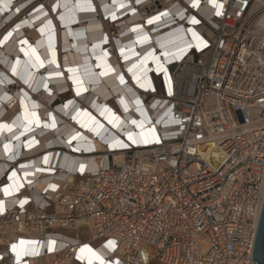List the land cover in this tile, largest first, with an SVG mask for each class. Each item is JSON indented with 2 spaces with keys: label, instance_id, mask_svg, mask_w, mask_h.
<instances>
[{
  "label": "built area",
  "instance_id": "built-area-1",
  "mask_svg": "<svg viewBox=\"0 0 264 264\" xmlns=\"http://www.w3.org/2000/svg\"><path fill=\"white\" fill-rule=\"evenodd\" d=\"M164 1L150 0L141 10L152 18L172 10V26L202 31L182 61L167 64L168 79L151 71L149 86L140 88L141 106L151 121L159 119L143 136L152 142L118 133L127 147H113L99 138L102 148L84 154L104 162L77 167L55 198L43 189L41 198L3 202L0 264L18 263L12 246L28 236L44 246L35 257L41 259L23 256V264L83 263L79 251L88 240L114 241L111 255L119 264H260L253 250L264 202V34L252 17L264 0H215L210 20L188 0ZM30 157L9 159L0 184ZM26 185L22 193L35 188ZM60 234L65 245L55 247L51 240ZM71 234L80 238L67 240Z\"/></svg>",
  "mask_w": 264,
  "mask_h": 264
},
{
  "label": "bare ground",
  "instance_id": "bare-ground-1",
  "mask_svg": "<svg viewBox=\"0 0 264 264\" xmlns=\"http://www.w3.org/2000/svg\"><path fill=\"white\" fill-rule=\"evenodd\" d=\"M49 1L54 5L52 10L62 13L60 32L53 22L51 8L42 0L38 3L37 0H0V124L8 126L0 128V178L11 166L9 159L31 156L14 165L5 186L0 184L2 203L12 204L26 196L41 198L43 189L55 198L67 182L75 179L77 167L81 170L83 165L86 170L94 162L99 165L104 162V156L84 154L102 148L99 138L110 141L113 147L116 141L128 144L118 133L127 139L131 133L134 139L142 140L159 119L151 121L152 114L141 106L140 88L149 86L146 80L151 77V71H164L168 79L171 72L167 64L182 61L190 48L188 44L199 43L201 38L199 26H181V23L172 26V10L163 9V16L154 20L148 9L141 10L150 0ZM188 1L210 20L215 0ZM30 11L24 18L23 14ZM178 15L193 23L192 16L185 17L182 11ZM101 19L106 27L104 32ZM149 20L153 23L149 24ZM114 24L120 30L118 34L112 32ZM252 25L264 34V7L253 10ZM9 32L12 35L5 40ZM61 50L65 55H61ZM14 84L18 87L11 88ZM69 94L71 98L55 105L59 98ZM114 117L119 120L115 121ZM152 140L158 139L153 136ZM55 145L60 147L48 149ZM27 182L35 188L22 193L23 186L28 188ZM58 237L64 238L60 234L51 241L55 247L64 246ZM73 237L76 235L66 239L74 241ZM33 238L28 236L21 246L16 245L14 260H19L13 264H23L26 260H20L23 256L33 263L41 259L35 257L44 243H35ZM88 241L82 242L80 264L89 261L100 264L92 252L105 264H115L111 244Z\"/></svg>",
  "mask_w": 264,
  "mask_h": 264
},
{
  "label": "snow or ice",
  "instance_id": "snow-or-ice-1",
  "mask_svg": "<svg viewBox=\"0 0 264 264\" xmlns=\"http://www.w3.org/2000/svg\"><path fill=\"white\" fill-rule=\"evenodd\" d=\"M7 6H8V5H5V7H7ZM121 6L123 7V5H121ZM193 6H195V4H194ZM16 11H19V8H17ZM217 14H219V13H217ZM164 15H167V13H164ZM114 18H115V17H114ZM153 19H154V20H158L159 17H155V18H153ZM192 22H193V23H199V21L196 20L195 17H193ZM50 23H51V21H49V24H50ZM148 23H149V24L153 23V20H149ZM16 27L18 28L19 25H17ZM11 35H12V33L9 32L8 35L4 37V39L6 40V39L8 38V36H11ZM193 36H194L195 38H199L198 35H197L196 33H193ZM0 42H2V41H0ZM206 43H207V42L205 41L204 44L206 45ZM33 51H34V50H33ZM37 59H38V58H37ZM17 63H19V61H17ZM41 66H42V65H41ZM13 71L15 72V68L13 69ZM120 80H121V82H123V77H122V76L120 77ZM142 86H143V85H142ZM170 88H171V85H170ZM109 111H110V110H109ZM114 120H115V121H118V120H119V117H114ZM109 122L112 123L113 120H110ZM133 123L135 124L136 121H133ZM52 126H53V127L55 126L54 123H53ZM7 127H8L7 125L0 124V128H7ZM8 130L11 131L10 128H9ZM153 135H154V131H153ZM128 139L131 140L133 143H138V142H140V143H145V144H147V143L152 142V141H151L150 139H148V138H144V139H142V140L134 139L131 133H129V135H128ZM114 146H118V147H127V145H125L122 141H116ZM5 148L7 149V148H8V145H5ZM83 167H84V166L81 165V171H83ZM13 175H15V173H13ZM51 187L55 188L56 186H55V185H52ZM4 191L7 193V192H8V189H4ZM0 208H2V202H0ZM114 243H115L114 241H109V244H114ZM83 250H84V249H81V251H83ZM12 251H13V252L16 251V245H13V246H12ZM88 251L91 252L92 250H91V249H88ZM92 256H94L97 260H99V261H100V264H105V262L103 261V259L100 258L96 253L92 252ZM89 264H91V261H89ZM115 264H119V262L116 261Z\"/></svg>",
  "mask_w": 264,
  "mask_h": 264
},
{
  "label": "water",
  "instance_id": "water-1",
  "mask_svg": "<svg viewBox=\"0 0 264 264\" xmlns=\"http://www.w3.org/2000/svg\"><path fill=\"white\" fill-rule=\"evenodd\" d=\"M253 259L257 260L260 264H264V202L256 234Z\"/></svg>",
  "mask_w": 264,
  "mask_h": 264
},
{
  "label": "rangeland",
  "instance_id": "rangeland-1",
  "mask_svg": "<svg viewBox=\"0 0 264 264\" xmlns=\"http://www.w3.org/2000/svg\"><path fill=\"white\" fill-rule=\"evenodd\" d=\"M42 1L45 3V5H46L48 8H51V10L54 9V8H53L54 5L51 6L49 0H42ZM37 3H38V0H37ZM30 13H31V11H30V12H27V13L25 12V14H23V17H24V18H27L26 16H28ZM61 14H62V13H59V14H58V10H57V11L52 10V16H53V19H54L53 22H54V24L56 23L59 32H60L61 30H63V27L60 25L61 23L59 22V17H60ZM101 18H102V17H101ZM99 23H100L101 31L104 32V29L106 28V27H105V24H104V20H103V19L99 20ZM114 27H115V26H114ZM111 28H112V27H111ZM60 52H61V55H62V56L65 55V52H63L62 50H61ZM62 65H63V63L61 64V66H62ZM17 87H18V84H14L11 88H17ZM70 96H71L70 94H69V95H66V96H62L61 98L58 99V101L56 102L55 105L61 104L63 101H66L67 99L71 98ZM61 101H62V102H61Z\"/></svg>",
  "mask_w": 264,
  "mask_h": 264
}]
</instances>
